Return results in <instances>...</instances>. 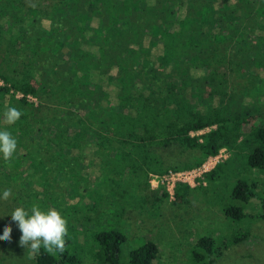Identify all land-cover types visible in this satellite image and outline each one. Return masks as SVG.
Returning <instances> with one entry per match:
<instances>
[{
    "label": "trees",
    "instance_id": "trees-1",
    "mask_svg": "<svg viewBox=\"0 0 264 264\" xmlns=\"http://www.w3.org/2000/svg\"><path fill=\"white\" fill-rule=\"evenodd\" d=\"M241 65L247 66L244 74L237 73ZM0 81L11 111L8 127L25 142L24 154L8 152L15 157L9 162L18 167L24 159L37 177L29 205L36 203L46 228L59 224L53 208L63 217L114 208V220L127 210L142 212V192L148 190L154 203L168 199L163 189L150 190L148 173L197 167L220 148L228 158L203 175L205 186L176 185L174 205L187 204L191 191L202 198L214 194L219 175L231 165L264 173V113L256 134L262 147L246 149L239 143L244 117L222 112L238 96L255 103L264 85V0H0ZM96 82L105 93L100 101L93 95ZM25 83L40 102L48 99L44 105L14 98L10 87ZM112 115L120 121L115 129L106 125ZM169 125H175L170 136ZM174 146L197 154L179 165L163 163L161 152ZM123 152L154 157L147 169H128L119 164ZM255 184L237 180L230 197L246 201ZM21 185L26 190L29 184ZM227 205L224 217H244ZM62 233L58 244L34 250L35 264H75V256L66 254L68 231ZM92 237L102 249L100 262L120 264L124 238L117 229ZM243 238L238 234L234 243ZM215 253L220 256L213 240L201 237L190 256L193 264H214ZM157 256L148 241L129 252L128 264H152Z\"/></svg>",
    "mask_w": 264,
    "mask_h": 264
},
{
    "label": "rangeland",
    "instance_id": "rangeland-1",
    "mask_svg": "<svg viewBox=\"0 0 264 264\" xmlns=\"http://www.w3.org/2000/svg\"><path fill=\"white\" fill-rule=\"evenodd\" d=\"M187 12L189 15L193 14L192 9H187ZM246 71V65L237 68L238 74H244ZM96 84L93 95L97 101H100L105 93L98 88L103 84L99 82ZM26 85L27 83L18 89L10 87L11 94L16 99H20V96L25 97L28 102L34 104V107L38 104L44 105L48 99L44 98L40 102ZM235 89L238 90L237 87ZM258 92L256 97L254 96L255 103L252 104L249 99L245 100L238 96L234 104L222 111L233 117H244L248 123L244 127L245 136L239 142L247 149L259 145L256 134L263 124L261 114L264 113V85L259 87ZM6 102V97L0 96V106H2L0 107V264H35L32 256L34 250L45 243L58 244L63 231H68L70 242V249L66 254L71 252L75 256V264H103L97 257L102 249L94 244L92 236L95 231L111 228L117 229L124 238L119 246L120 264H128L129 252L148 241L158 248V256L152 264H193L191 249L201 237L211 238L214 248L220 252L218 257L216 253L211 256L214 264H264V173L242 171L239 163L224 169V173L219 175L215 184L214 194L207 193L206 198H202L198 192L191 191L189 201L184 205H174L169 199L154 203V197L147 190L142 192L147 197L146 202L137 203L144 205L145 209L142 212L127 210L119 220H114L110 216L114 208L110 211L98 208L99 210L89 213L86 209H81L74 215L65 214L67 217H63L53 208L51 215L59 224H51L46 228L41 224L44 215L35 213V211L39 212L34 208L36 203L29 205L33 199L32 190L38 183L37 177L32 176V169L27 167L24 159L18 167L14 166L15 162L13 164L9 162L13 156L24 154L25 142L13 138L8 127L11 111L7 109ZM39 110L43 112L42 108ZM196 114L199 119L205 120L203 113ZM17 116L19 115L16 114L15 117ZM110 117L107 118L106 125L113 129L117 128L120 122L118 116ZM174 129L175 125H169L166 134L172 135ZM8 152L13 156L11 157ZM196 154L192 151H182L174 146L162 151L161 159L165 164L179 165L192 161ZM152 157L154 156L151 153L137 152L131 156L123 152L119 164L128 169L141 164L147 169ZM89 169L88 171L93 172L92 168ZM85 178L87 176L80 178L79 181L83 183ZM237 180L246 181L248 184L256 183L255 188L251 189L252 196L246 201L230 197ZM24 183L29 184L26 190L21 185ZM77 190L75 186L72 192L76 193ZM22 202L24 209L21 208ZM225 204L240 208L244 217L238 221L224 217L222 205ZM238 234L245 235V238L234 243Z\"/></svg>",
    "mask_w": 264,
    "mask_h": 264
},
{
    "label": "built area",
    "instance_id": "built-area-1",
    "mask_svg": "<svg viewBox=\"0 0 264 264\" xmlns=\"http://www.w3.org/2000/svg\"><path fill=\"white\" fill-rule=\"evenodd\" d=\"M0 85L2 82L0 81ZM11 92V91H10ZM14 98H16L14 96ZM19 98H22L21 96ZM190 133V135L200 133ZM228 157L225 149H220L216 153L207 156L197 167L183 170L168 169L163 174L148 173V184L151 190L163 189L170 201L174 199V189L176 185L182 184L189 189H197L204 186L203 175L210 172L217 164L223 162Z\"/></svg>",
    "mask_w": 264,
    "mask_h": 264
},
{
    "label": "crops",
    "instance_id": "crops-1",
    "mask_svg": "<svg viewBox=\"0 0 264 264\" xmlns=\"http://www.w3.org/2000/svg\"><path fill=\"white\" fill-rule=\"evenodd\" d=\"M10 93H11V92H10ZM235 106H236V105H235ZM245 121H246V120H245ZM246 125H248V123H247ZM246 125H245L244 127H246ZM211 128H214V127H211ZM205 129L208 131L210 128H205ZM205 129L201 130L200 134H204V133H206L207 131L205 132ZM244 136H245V135H244ZM244 136H243V137H244ZM241 139H242V138H241ZM241 139H240V140H241ZM240 140H239V142H240ZM257 146L262 147L260 144L257 145ZM220 149H225V148H220ZM220 149H218V150H220ZM246 149H247V148H246ZM249 149H251V148H249ZM218 150H217V151H218ZM225 150H226V149H225ZM217 151H216V152H217ZM226 151H227V150H226ZM216 152H215V153H216ZM227 152H228V151H227ZM228 156H229V153H228ZM227 158H228V157H227ZM224 161H225V160H224ZM224 161H223V162H224ZM223 162H221V163H223ZM219 164H220V163H219ZM217 165H218V164H217ZM204 186H205V185H204ZM150 190H151V189H150ZM152 191H154V190H152ZM156 247H157V246H156ZM157 249H158V248H157ZM97 255H98V256L102 255V252H101V254H97Z\"/></svg>",
    "mask_w": 264,
    "mask_h": 264
}]
</instances>
